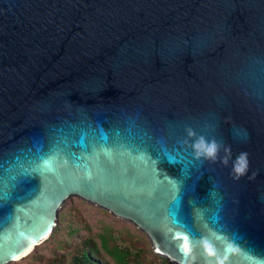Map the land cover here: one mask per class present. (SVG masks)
<instances>
[{
    "label": "water",
    "instance_id": "water-1",
    "mask_svg": "<svg viewBox=\"0 0 264 264\" xmlns=\"http://www.w3.org/2000/svg\"><path fill=\"white\" fill-rule=\"evenodd\" d=\"M72 197L173 264H264V0H0V264Z\"/></svg>",
    "mask_w": 264,
    "mask_h": 264
},
{
    "label": "trees",
    "instance_id": "trees-1",
    "mask_svg": "<svg viewBox=\"0 0 264 264\" xmlns=\"http://www.w3.org/2000/svg\"><path fill=\"white\" fill-rule=\"evenodd\" d=\"M65 227L67 236L62 235ZM84 229L89 227L77 210H61L58 225L49 239L57 236L55 252L69 247L71 252L55 254L44 264H173L158 255L140 231L118 230L109 224L102 225L97 239L88 234L80 236V240L72 245L70 238Z\"/></svg>",
    "mask_w": 264,
    "mask_h": 264
},
{
    "label": "rangeland",
    "instance_id": "rangeland-1",
    "mask_svg": "<svg viewBox=\"0 0 264 264\" xmlns=\"http://www.w3.org/2000/svg\"><path fill=\"white\" fill-rule=\"evenodd\" d=\"M70 209L77 210L78 214L80 215V218H82L85 224L89 227V229L81 230L77 234V236L70 238V240H72V245H75L74 243L80 240V236H84L88 234L97 239V235L101 231L103 224L112 225L118 230L129 229L132 232H135L136 230L140 231L130 222L119 219L110 212L102 208H99L89 202H86L78 197H72L69 200H67L62 208L63 211ZM67 230H68L67 227H65L62 232V235L67 236L68 235ZM140 233L144 234L142 231H140ZM56 237H53L43 242L42 244L37 246L34 251L29 253L27 256L23 257L21 260L12 262L10 264H44L50 258H53L55 254H62V255L69 254L71 252L70 247L68 249L63 248L58 253L57 250L55 252L54 246H56L55 245V241H56L55 239H57ZM146 239L150 243V240L148 239L147 236ZM150 246H152L151 243Z\"/></svg>",
    "mask_w": 264,
    "mask_h": 264
}]
</instances>
